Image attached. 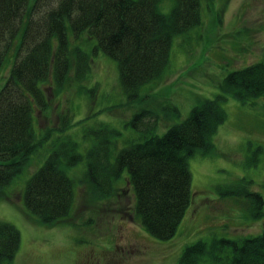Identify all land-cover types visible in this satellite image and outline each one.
<instances>
[{"label": "trees", "instance_id": "1", "mask_svg": "<svg viewBox=\"0 0 264 264\" xmlns=\"http://www.w3.org/2000/svg\"><path fill=\"white\" fill-rule=\"evenodd\" d=\"M163 1L0 0V71L10 68L0 90V201L10 198L13 182L30 167L40 147L35 107L48 108L47 88L68 87L90 72L91 54L83 47L86 38L96 39L94 51L117 61L119 81L130 103L140 100L146 84L158 86L165 80L174 38L199 26L202 16L200 0H172L169 13L158 8ZM221 89L163 134L155 133L159 115L147 109L137 112L129 124L142 135L121 149L112 142L120 134L112 126L103 122L91 130L94 142L86 152L84 178L94 195H112L127 170L136 220L153 237H174L192 200L189 158L213 152L211 140L227 116L221 102L228 94L243 103L264 96V57L230 71ZM170 108L180 115L176 106ZM61 117L60 130L73 126L68 114ZM72 136L57 138L22 190L28 212L47 225L67 218L74 205L75 184L66 170L84 157ZM251 183L243 177L217 191L243 202L255 220L264 216V199L251 191ZM19 243V229L0 220V264L14 259ZM180 264H264V229L239 239L214 237L186 245Z\"/></svg>", "mask_w": 264, "mask_h": 264}, {"label": "rangeland", "instance_id": "2", "mask_svg": "<svg viewBox=\"0 0 264 264\" xmlns=\"http://www.w3.org/2000/svg\"><path fill=\"white\" fill-rule=\"evenodd\" d=\"M200 1L202 23L174 38L165 80L161 86L146 84L140 100L128 101L117 61L101 50L94 51L96 39L83 42L91 54L87 77L62 89L47 88L48 108L41 111L35 107L40 147L30 167L13 182L10 198L0 201V220L15 225L21 234L20 247L9 264H180L186 245L198 240L239 239L263 231L264 216L254 220L245 212L243 202L223 195L217 187L245 177L252 181L251 191L264 199V96L243 103L228 94L221 102L227 116L211 140L213 152L189 158L192 200L171 239L153 237L136 220L132 207L135 194L127 170L109 197L94 195L84 178L86 152L94 142L91 130L101 123L119 131L112 139L118 149L139 140L142 131L129 123L143 109L159 115L155 133L163 134L184 121L201 100L221 93L230 71L263 59L264 0ZM172 5V0H164L158 8L169 13ZM9 71L8 66L0 71V90ZM171 106H176L180 115L176 116ZM65 113L73 126L60 130ZM68 134L80 143L84 157L66 170L74 180L75 201L67 218L47 225L28 212L22 190L57 138Z\"/></svg>", "mask_w": 264, "mask_h": 264}]
</instances>
